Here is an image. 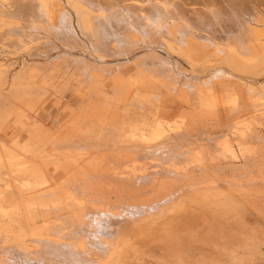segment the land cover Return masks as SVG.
<instances>
[{"label":"rangeland","instance_id":"rangeland-1","mask_svg":"<svg viewBox=\"0 0 264 264\" xmlns=\"http://www.w3.org/2000/svg\"><path fill=\"white\" fill-rule=\"evenodd\" d=\"M66 7L69 8L67 11L72 15L71 26L73 28L71 27L69 31L64 30V32L57 34L47 33L37 28L38 31L33 30L28 34L24 22L26 17L22 15L11 16L7 20L9 25L7 24L4 35L0 39V66L6 70L4 71L7 77L11 79L14 75L16 77L22 75L26 78L25 82L29 81L32 85L35 84V98L33 97V99L36 101L35 109L39 108L40 122L38 123L40 129L46 131L49 129L48 131L53 134L70 132L81 138L79 144H72L73 147L62 142H57L56 146L53 144V140L50 143L51 145L46 142V147L44 144L37 146V153H41V150L44 151L45 149L50 155L39 162V165L43 168L49 166L48 172L50 173H47L46 176L47 184H53L56 179L60 181L62 176L64 181L67 177L76 174H78V178L85 174L82 178L87 179L89 175L95 176V173H100L101 170H111L117 175L134 173L138 176L139 173H146L145 175L152 177L154 175L151 174L167 171L173 181L171 182L168 179L172 184H167L169 185V188L166 187L167 189L160 187L161 184H150L145 189V193H140L141 195L134 194L135 197L129 195L130 198L133 197L131 199L135 202V205L129 201L131 199L126 194H124L126 196L119 197L116 201L112 197L108 203L109 200L98 198L101 196H99V191L92 192V194L88 193L85 196L80 193L83 197L78 198L79 202H83L88 209L92 208L91 210L85 209L87 212L85 215H88V211L92 210L94 216L99 212L104 215V218L103 215L102 217L96 215V219L88 215V218L84 219L82 224L80 223L82 219L72 223H68V221L56 222L55 219H52V223L39 222L35 224L32 221H25L24 218L17 226L16 222L9 223V220H7V224L3 226L5 229L0 231V264H244V243L249 237L248 232L245 233L246 227L251 225L254 229L258 227L262 229L258 228V231H264V209L261 206L259 208L257 205V201L260 200L251 199L250 202L246 200V195L250 193L251 189L262 188L264 191V141L247 146H240L236 141H232L231 145L234 151L232 150L229 154L224 150L226 139L219 133L220 126L216 125L220 124L219 118L212 111L235 108L238 104L241 105V102L245 104L247 97H250L253 101H256V105H261L251 110V116L256 115V110L264 112V51L254 52L251 50V53H246L244 50H239L236 46L230 45L226 48L225 55L220 57L221 59L213 58L211 65L215 66V69L217 67V69L224 71L222 74L225 73L224 76L230 83L227 88L232 90H229L228 94L224 93L227 97L225 95L226 98L221 99L219 106L216 108L204 106L194 111V108L190 109L183 106L185 105L183 104L185 103L184 100L187 101L188 99L191 100V102L188 100L190 106L197 103L195 92L197 87L193 85L197 83L208 92L214 90L215 83L209 82L213 78L210 75V70H208L209 72L197 73L195 70L198 67L194 70L192 64L187 61L188 59H185L180 51L175 50L177 47L172 48L171 51L169 50L171 48L166 43L167 41H169V44L173 43L174 39L172 38H174V35L177 38L180 37L178 32L170 33L167 29L163 31V28L162 30L156 28L157 30H152L150 34L134 36L132 41L135 40L133 42L126 39L122 43L117 37V41L114 42L115 45L121 47L123 46L121 44H125L126 48L124 47V49L127 50V52H124L123 49H120L119 54L117 51L111 52L112 49L110 50V48L112 47L106 45L105 42L108 39H105V35L97 30L96 20L93 19L91 21L93 23H89L96 28L93 26L90 31H88L89 28L84 30L82 26V28L80 27L81 22L78 14L76 15L68 4ZM15 19L19 20L15 21ZM76 20H79L80 23ZM169 24L172 25L171 29H173L175 23L169 21ZM94 31L96 34H94ZM119 32L116 31L115 36ZM154 41L155 43H152ZM164 41L166 42L164 43ZM110 44L112 45L113 42H110ZM152 44L153 46H149ZM105 49L109 50L107 55L104 53ZM129 49L130 51H128ZM98 54L103 57L100 58ZM105 58L107 59L105 60ZM31 74L33 75L30 77ZM117 76L118 80L116 79ZM122 76L123 79L132 76V83L138 87L139 92L134 93V91H131L128 93L127 91L132 85H127L126 82L123 84V81H120ZM222 87L225 88L224 85ZM217 90L221 91L223 89L217 87ZM37 93L39 95H36ZM185 95L186 98H184ZM235 95H237V105L233 104ZM230 96L231 98H229ZM245 108L249 112L250 107L245 106ZM246 119L248 117H240L233 124H240L239 120H242L243 123L241 122L240 125L237 124L238 126H236L239 129L241 128L240 130H245L250 125ZM244 120L247 121V126ZM260 123L256 131L258 136L263 137L264 121ZM178 126L182 127V130ZM176 127L179 131L173 132ZM157 129L167 130V133L163 135L165 137H161V135L158 139H153L152 136ZM172 129L173 131L168 132ZM141 132L147 135V141H145L147 145L140 142L142 140H140L141 137L139 138ZM215 132L218 134L216 135ZM187 136L191 138L187 139ZM134 137L136 140L133 139ZM137 138L140 140L138 143L141 145L136 143ZM132 139L135 141H133L134 143H131ZM170 142L175 151L167 150L171 147ZM142 145L144 147L164 145L165 148L162 149L160 155L157 152L155 154L140 153L141 155L135 154L126 157L128 148L136 149V146H138L137 149H139L140 146V148L143 147ZM56 147L59 150H55ZM64 148L67 149L64 150ZM42 155L38 156L41 157ZM88 156L93 159L86 158ZM228 156L230 159L227 158ZM55 163H60L68 168L58 171L60 173V175L57 173L58 176L56 173L54 174L56 172L54 169ZM248 165L249 168L250 165L253 167L251 166L249 169L247 168ZM76 166L77 168L80 167V170L75 168ZM51 167H53V170ZM233 168L234 170H232ZM176 169L179 170V173ZM78 170L80 173H78ZM181 170L184 173L193 172L201 176H196L195 181L193 179L189 180L186 173L184 174ZM66 173H68V176ZM117 175L116 177H120ZM254 176L256 177L254 178ZM13 178L9 177L8 179L13 183ZM96 180L91 179V182H89L91 183L90 187L94 190L103 185L99 178ZM218 183L219 185L214 186ZM205 184H208L207 189L206 186L203 188ZM218 187L230 198L218 197L216 194L218 191L215 190H218ZM235 187L237 188L235 189ZM201 189L202 191H200ZM203 189L204 193L207 192L206 196L215 194L211 200L206 196L203 199ZM213 189L214 191H210ZM175 190V197L181 198L182 203L167 199L169 194ZM66 192L62 195V201H59L55 207H63L73 201L74 192L69 190ZM94 193L98 195L94 197ZM199 193L202 194L201 197L196 195ZM40 202L41 200L38 198L32 203L39 204ZM144 202L145 204H143ZM178 202H180L178 205L182 204V207L178 206L181 209L175 208L176 212L178 209L180 211L174 216H159L160 219L163 218V222L157 220L156 218L159 219L157 216L156 218L148 217L147 221L145 211L151 210L150 208L153 205L157 213L161 209L160 212L168 213L171 211L172 204ZM139 204L140 206H138ZM169 204L171 207H169ZM34 207L40 206H33L32 208ZM72 209H76V207H72ZM26 212L23 213L25 217ZM68 212L67 210L61 212L65 219L69 216ZM131 213H139L137 219L133 222L137 223L136 226H133L134 229L138 228L139 231L135 230L134 232L132 228H125L124 226L130 220H133L132 216L129 215ZM150 213L153 212L150 211ZM255 214L257 215L255 216ZM142 217L144 222L141 219ZM105 218L111 224H114L113 227H124L123 230L114 233V235L103 234L98 238L93 236L92 233L95 229L92 231V228L95 227V224L98 225V221L105 220ZM151 218L157 221L154 223L153 219L150 220ZM112 220H115V223ZM141 220L142 223L152 221L154 226L152 222L149 225L145 223L148 227L145 224L141 226ZM87 225L89 228H86ZM140 226L143 229L146 227L143 230L144 232ZM178 228L179 230L176 231L175 229ZM90 232H92V236ZM116 237H118V240L122 237L120 243H117ZM109 243H114V245ZM115 243L120 244L118 245L119 248ZM108 245H112V247L109 249ZM84 246L86 247L80 248ZM108 249L110 252H107ZM116 250L117 252H115ZM119 251L120 255L115 256L114 254H119ZM105 261L107 262L105 263Z\"/></svg>","mask_w":264,"mask_h":264},{"label":"bare ground","instance_id":"bare-ground-1","mask_svg":"<svg viewBox=\"0 0 264 264\" xmlns=\"http://www.w3.org/2000/svg\"><path fill=\"white\" fill-rule=\"evenodd\" d=\"M63 1L62 0H0V39L4 35V31H5L7 24H8L7 20L11 16L22 15V16L26 17L24 22H25V27L28 30V31L26 30L27 33L30 31H33V30L38 31L39 29L44 30V32L46 31L47 33L49 32V33H57V34L59 32H64V30L69 31L72 27L71 26V16L72 15H70V13L67 11L69 9L66 7L67 4L71 7L72 10L75 11L76 15L78 14V16L80 18L79 20L81 23L79 22V20L78 21L76 20V22L80 23V27L82 26L84 30H85V28H87V29L89 28L88 31H90L91 27L93 29L94 25L89 24V23H93V22H91L93 19L96 20L97 30L101 34L105 35V39H108L105 43L107 46L112 47V48L109 47L110 50L112 49L111 52L117 51L119 53L120 49H123L124 52H127V50L124 49L125 44H121V45H123L121 47H118L117 45H115L114 42L117 41V37L120 39V42L122 43L123 41H126V39H130L132 41V39L136 35L150 34L151 31L155 30L156 28H158L159 30H162V28H163V31H164V29H167L168 32H170V33L178 32L180 34V37L177 38L174 35L173 36L174 38H172V39H174L173 40L174 42L173 43L171 42L169 44V41H167V43H166V45L169 46L171 49H169V47H167V48L171 51L172 48L177 47L178 49L176 48L175 50L180 51L181 55L185 59H188L187 61L192 64L193 69L198 67V68H196L197 70L194 69L197 73H201L203 71L207 72L208 70H210L211 74L210 73L209 74L213 78H211V80L209 82L215 83L214 84L215 85L214 90L208 91V92L205 91L203 89V87L201 88L200 85H198L197 83H196L197 86L193 85V86L197 87L196 91H195L197 103L190 106L189 102H188L189 99H188L187 101L184 100L185 103H183V104H185V105H183V106L190 108V109L194 108V111H197L198 108L201 109L204 106H207L208 108H214V107L216 108L217 106H219V101L221 99L223 100L224 98H226L227 97L226 94L229 93L228 91L232 90V89L227 88V85H229L230 83L226 80L227 78H225V76H224L225 73L222 74V72H224V71L217 69V67L215 69V66L211 65L213 63L212 60H214L213 58H220V57L224 56L225 52H227L226 48L230 47V45H234V47L236 46V48H239V50L242 49L246 53L247 52L251 53V50L254 52L255 51H257V52L258 51H264V0L262 2H261V0L260 1L259 0H256V1H253V0H65L66 2L65 1L63 2ZM11 20H12V18H11ZM16 20H19V19H15V21ZM169 21H173L175 23V24H173L174 25L173 29H171L172 25L169 24ZM21 27H19V28H21ZM37 28H38V30H37ZM103 30H104V32H103ZM116 31L117 32L120 31L117 36H115V34H117V33H115ZM19 32H20V30H19ZM94 34H96V32ZM45 35H46V33H45ZM172 39H171V41H172ZM45 40H48V39H45ZM110 42H113V44L111 45ZM143 42H142V44H143ZM165 42L166 41H164V43ZM152 43H155V41ZM149 46H153V44L149 45ZM229 49H231V48H229ZM128 51H130V49ZM108 52H109V50L105 49L104 53H106V55L108 54ZM254 55H255V53H254ZM98 56H100V58L103 57L100 54H98ZM98 56H96V57H98ZM231 56H232V54H231ZM236 56H235V58H236ZM127 58H128V56H127ZM106 59L107 58H105V60ZM222 60H223V58H222ZM147 61H149V60H147ZM220 66H218V67H220ZM1 68H2V66H0V231L5 229L3 226L5 224H7V222H6L7 220H9L8 221L9 223L16 222L18 224L17 226H19L21 223V219H24V218H25V221H32L35 224H38L39 222H43L44 224L52 223L51 222L52 219H55L56 222L57 221H60V222L68 221V223H72L74 221L78 222V221H81V219H82V221L80 222L82 224L83 220L88 218V215L91 218L95 217L94 219H96V215H99L101 217L103 215V214H101V212L98 211L99 213L95 214V216H94L93 210L88 211L89 212L88 215H85L87 213L85 211V209H88V207H86V205H84L83 202L82 203H81V201L79 202V199H78L83 194L85 196V195H88V193L92 194V192L99 191L98 192L99 196L100 195L101 196L100 197L97 196V197L100 198V200H101V198L105 199L106 201L109 200L108 201V203H109L110 199H112V197H114L113 199L116 201L119 199V197L123 198L126 195H128V197H129V195L134 196V194L136 195V194H140V193L142 194L143 192L145 193V189H147V186H149L150 184H154V185L161 184L160 187L162 186L163 189H165L167 186H168L167 188H169V185L172 184V183H170V181L172 182L173 180L170 179L171 176L167 171H162L161 173L159 172L158 174H151V175H154L152 177L149 175H145L146 173L145 174L139 173L140 175L138 174V176H137V174H134V173H126V174H121V175L118 174L117 175L116 173L111 172V170H106V171L101 170V172L99 171L100 173H97V174L95 173V176L89 175V177H87V179L82 178V177H84L85 174H83V172L81 171L83 175H81L79 178L77 177L78 174H76V175L67 177L63 181L62 179H64V177L62 176V178H61L62 182H60L61 180L59 181L56 179L57 180L56 181L54 179L55 182L51 185H48L47 184L48 181H47L46 176H47V173H50V172H48L49 166H47L46 168H43L39 165V162L41 159H44L50 155H49V153H47V151L44 148H43L44 151L41 150V153H39V152L37 153V150H38L37 148L39 147L38 145L44 144V146H45L46 142L50 144V143H52L51 142L52 140H53L54 145H56L57 142H62L64 144H69V145H72V144L76 145V143L79 144L81 138H79V136H77L76 134H71L70 132H59V133L53 134L51 131L50 132L48 131L49 129L47 131L44 129H40L39 123H38V122H40L39 121L40 113L38 112L39 108L35 109L36 101L33 99V97L35 96V91H34V88H35L34 85L35 84L32 85V83L29 81L25 82L26 78H24V76H22V75L21 76L18 75L17 77L14 75V77L10 79V77H7L6 72H5L6 70L4 69V67L2 69ZM130 72H132V71H130ZM32 75L33 74H31L30 77ZM206 75H207V73H206ZM132 76H129V77L126 76L127 79H123L124 77L122 76V77H120V79H121L120 81H123L122 82L123 84L126 82L127 85H129V84L132 85L131 88H129V90L127 91L128 93L131 91H134V93L135 92L137 93V92H139V90L137 89L138 87H136V85L134 83H132L133 82ZM201 76H202V74H201ZM202 77H204V76H202ZM117 78H118V76L116 77V79ZM221 78H223V79H221ZM117 84H119V83H117ZM223 85L225 88L222 87ZM217 87H220V89H223V90L219 91V90H217ZM224 93H226L225 94L226 97H225ZM36 95H39V94L37 93ZM223 95H224V97H223ZM237 95H235V98L233 100V104L235 103L236 105L238 103L237 99H236ZM186 97L187 96L185 95L184 98H186ZM38 98H40V97H38ZM229 98H231V96ZM196 99H195V101H196ZM189 101L191 102V100H189ZM43 102H45V101H43ZM239 103H240V101H239ZM237 106H239V107H237ZM237 106H235V108L234 107L231 108L232 110L224 108V110L221 109V110L212 111L215 114H217V117L219 118L220 124H216V125H218V127L220 126L219 133H221V135L224 136L226 139V142H225L226 148L224 150L226 152H228L229 154L233 150V147L231 145L232 141H236L238 143V145H240V146H244V145L247 146V145L262 142V140L264 141V136L263 137L258 136V133L256 131V129L258 130L259 123L260 122L262 123L264 121V112H261V110H256V112L258 114L256 113V115L251 116V114H252L251 110L254 108H258L261 105H256V101H253L252 98L247 97L245 104L243 102H241V105L238 104ZM245 106L250 107L249 112H247L248 109H246ZM183 113H185V112H183ZM244 116L248 117V119H246V120L249 121L248 124H250L251 126L248 125L249 127H247V129L240 130L241 128L239 129L237 126L241 124L242 120L241 121L239 120L240 124L237 123L238 125L236 123L233 124V122L235 120L237 121V119H239L240 117H244ZM247 121H245V123ZM217 122H218V120H217ZM246 126H247V123H246ZM181 128L179 127L180 130H182ZM179 129L177 130V127H176L174 131L172 129V130H168V132L169 131L175 132L176 130L179 131ZM138 131H141V130H138ZM166 133H167V130L163 131L162 129L161 130L157 129L154 131V134L152 137H153V139H158L161 135H162L161 137H165L163 135H165ZM217 134L218 133H216V135ZM140 135L141 136H139V138L141 137L140 140L142 139L143 141L142 140L140 141L137 138L136 143L138 145L140 144V143H138L139 141L141 143H143V142L145 143V141H147V139H146L147 135L146 134H143L141 132ZM186 138L188 139L191 137L187 136ZM133 139L136 140L135 137ZM133 139H132V142L130 140L131 143L135 142ZM218 141H219V139H218ZM171 144L172 143L170 142V145ZM148 145H150V144L148 143ZM177 145H178V143H177ZM163 146L164 145H159V146L157 145L155 147H144L143 146L142 148H140L141 147L140 146L139 149H137L138 146H136V149L135 148H128V152L126 153V155H127L126 157H131L135 154L136 155L147 154V153L155 154L157 152H159V155H160V153L165 148ZM167 146L169 147V144ZM40 147L42 148L43 146H40ZM61 147H60V150H61ZM72 147H73V145H72ZM57 149L58 148L56 147L55 150H57ZM65 149H67V148H64V150ZM167 150L168 151L171 150V152H172V150H174V147H172V145H171V147H169ZM233 153H235V152H233ZM40 154L41 155L43 154V155L41 157H39L38 155H40ZM179 155H178V157H179ZM123 156H125V155H123ZM230 156H232V155H230ZM120 157H122V156H120ZM182 157H181V159H182ZM86 158L91 159L92 157L88 156ZM227 158H229V156ZM249 158H251V157H249ZM178 159H180V158H178ZM260 159H262V158H260ZM248 160L249 159L247 158V161ZM171 164H173V163H171ZM78 165H80V164H78ZM251 166L252 165H250V168H251ZM52 168L53 167H51V169ZM64 168L67 169L68 167L65 165H62L60 163H55L54 169L56 172H54V174L58 173L60 175V173L58 171H60L61 169L63 170ZM75 168H77V166ZM247 168H249V165ZM77 169L80 170V167ZM203 169H205V168H203ZM52 170H51V172H52ZM79 170H78V173H80ZM134 170H133V172L136 171V170L135 171ZM232 170H234V168ZM94 171H96V170H94ZM176 171H177V169H176ZM174 172H175V169H174ZM235 172H236V169H235ZM51 174H53V173H51ZM69 174H71V173H69ZM199 174H200V172H199ZM66 175L68 176V173H66ZM116 175L120 176V177H116ZM186 175H187V178L189 180L190 179L194 180L196 178V176H198V174L196 175L193 172L186 173ZM205 175H206V173H205ZM200 176H198V177H200ZM9 177L10 178L14 177L13 183L11 182L10 179H8ZM213 177H216V176H213ZM255 177L256 176H254V178ZM97 178L100 179V182L103 185H102V187L94 190L90 187L91 183H89V182H91L90 181L91 179H94V181H95ZM168 179H170V181ZM175 180H177V179H175ZM202 180H204V179H202ZM225 183H227V182H225ZM167 184H169V185H167ZM207 185L205 184L203 186V188L206 186V189H207ZM217 185H219V183L214 185V186H217ZM171 186H173V185H171ZM211 187H208V188L210 189ZM199 188H200V186H199ZM214 188H216V187H214ZM236 188L237 187H235V189ZM206 189H205V191H207ZM67 190L74 192L73 201L69 204L64 205L63 207H55L59 203V201H62V199H63L62 195L64 193H67L66 192ZM215 190H216V192L218 191L216 193L218 195V197H222L223 199H229L230 198L229 195H227L225 192L221 191L220 187H218V190L217 189H215ZM200 191H202V189ZM210 191H214V189L210 190ZM219 191H221V192H219ZM174 192L176 193V190L171 192V193L169 192L170 194L168 193L169 196L167 197V199L169 201L176 200V201H180L182 203L183 200L179 197H175ZM80 193L81 194L83 193V194L80 195ZM100 193H102V194H100ZM197 193H198V190H197ZM203 193H204V189H203ZM206 193L203 194V199L207 195ZM124 194H126V195H124ZM165 194H166V192H165ZM200 194L201 193L196 194V195H199V197H201L202 194L201 195ZM95 195H98V194L94 193L93 196L96 197ZM214 195L215 194L213 193L212 196H206V197L207 198L209 197V199L211 200ZM246 196H247L246 200H248L249 202L251 199L260 200V201H257V205L259 208L261 206L264 209V191L262 188L251 189L250 193L247 194ZM38 198H40V200H41V202L39 204L32 203L35 199H38ZM127 198H125V199H127ZM131 198H133V197L131 196ZM138 198H135V199H138ZM93 200H95V199H93ZM121 200L124 201L123 199H121ZM129 201L133 202L132 199ZM100 202H102V201H100ZM180 202L173 203L172 207L169 204V207H171V211L170 212L167 211L168 213L160 212L162 209L158 210L159 212L157 213L154 210L155 206L153 205V207L150 208L151 210L145 211L146 212L145 214H147L146 215L147 217L146 216L145 217H146L147 221L149 219L148 217H155V218H156V216L157 217H159V216H163V217L171 216L172 217L178 211H180L179 209H181V208H179V207H182V204L178 205ZM133 204L135 205V202H133ZM133 204H131V205H133ZM143 204H145V202ZM93 205H94V203H93ZM106 205H108V204H106ZM33 206H40V207L32 208ZM138 206H140V204ZM146 206H147V204H146ZM72 207H76V209H72ZM39 208H41V209H39ZM175 208L176 209L179 208L177 210V212L175 211L176 210ZM259 208H257V209H259ZM91 209H88V210H91ZM63 210L69 211L68 212L69 216L67 217L68 219L67 218L65 219L63 214H61V212ZM25 211H27L26 217L23 214ZM150 211H152L153 213H150ZM138 214L139 213L129 214L132 217L129 215L128 216L133 218V220H130L125 225L124 224H121V225H124L125 228H130V229L132 228L134 232H135V230L137 231L138 228L134 229V227H133V226H136L137 223L135 224L133 222H134V220L137 219L136 217L138 216ZM261 214L263 215V213H261ZM29 215H30V217H29ZM256 215L257 214H255V216ZM103 218H104V215H103ZM98 219L100 220V218H98ZM141 219L144 222V218L142 217ZM152 219L153 218H151L150 220H152ZM156 219L160 220V222H163V218L160 219V217H159V219L158 218H156ZM142 220H141V226L145 223L149 225V223L150 224L153 223L152 221H154V223L157 221V220L155 221V219H153L151 221L152 223L151 222L142 223ZM93 222H95V220H93ZM113 222L115 223V220ZM154 223H153V226H154ZM74 224H73V226H74ZM97 224L98 225L95 224V227H94V225H92L94 227V228H92V231L95 229L94 233L90 232V235L92 233L93 236H95L97 238H98V236H102L103 234L114 235V233L115 234L119 233L124 228V227L119 228V226H118V228H115V226L113 227L114 224H111L109 221H107L106 218H105V220L101 219V221H98ZM88 225L86 226V228L88 227ZM141 226H140V228H141ZM257 226H259V225H257ZM258 228L254 229L251 227V225L246 227L245 233L248 232L247 234H249V237L245 240V243H244L245 244V252H244L245 253L244 254L245 255L244 261L245 262H244V264H264V238H263L264 231L261 232V230H262L261 228H259L261 230L258 231ZM141 229H142V231L144 230L143 228H141ZM85 230H82V231H85ZM147 230H148V228H147ZM175 230L178 231L179 228L175 229ZM79 231H81V230L79 229ZM75 232H77V231L75 230ZM123 234H122V236H123ZM83 235H84V233H83ZM73 237H75V236H73ZM117 238L118 237H116V239ZM120 239H122V237ZM120 239L119 240L117 239V243L119 241H121ZM61 240H63V239H61ZM86 241H87V239H86ZM71 243H73V242H71ZM117 243H115V244L118 247V245H120V244L117 245ZM60 244H58V245H60ZM109 244L114 245V243H109ZM112 245H108V248L110 249L112 247ZM64 246H65V244H64ZM85 247L86 246L80 247V248H85ZM109 249L107 250V252H110ZM115 252H117V250ZM114 255L115 256L120 255V251H119V254L116 253ZM262 256H263V258H262ZM88 260H89V258H88ZM99 261H101V260H99ZM106 262L107 261H105V263Z\"/></svg>","mask_w":264,"mask_h":264}]
</instances>
